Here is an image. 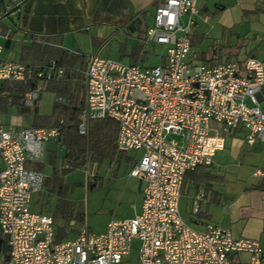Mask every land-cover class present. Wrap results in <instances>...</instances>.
Returning <instances> with one entry per match:
<instances>
[{"label": "built area", "instance_id": "obj_1", "mask_svg": "<svg viewBox=\"0 0 264 264\" xmlns=\"http://www.w3.org/2000/svg\"><path fill=\"white\" fill-rule=\"evenodd\" d=\"M196 1L157 0L146 39L165 45L163 63L143 67L91 54L82 69L79 133L89 120L109 117L117 122L116 149L142 151L130 170L142 182L140 211L133 217L110 219L100 233L84 222L73 238L54 241L52 217L30 209L43 174L25 162L43 160L63 119L22 129L0 119V231L8 246L2 264H120L134 240L140 264H264V247L256 240L234 238L216 225L195 230L178 210L185 172L211 165L232 129H244L248 144L264 143V62L255 56L194 62L189 44ZM1 51L0 43V80H36L24 95L27 104L64 73L53 59L33 66L5 59ZM253 174L264 177V169ZM237 252L248 259L232 262Z\"/></svg>", "mask_w": 264, "mask_h": 264}, {"label": "crops", "instance_id": "obj_2", "mask_svg": "<svg viewBox=\"0 0 264 264\" xmlns=\"http://www.w3.org/2000/svg\"><path fill=\"white\" fill-rule=\"evenodd\" d=\"M124 2L132 13L128 20L123 18L117 8L98 9L91 5L90 0H55L53 5L56 7L52 14L46 13L44 8L38 12L35 3L30 1H25L17 13L5 16L0 11L3 58L33 66H43L53 59L64 67L61 78L48 81L45 88L39 91L40 96L37 95L31 104H27L23 98V106L19 105L16 98L20 92L13 89L16 81L0 80V119L5 125L15 129L44 127L53 126L63 119L59 136L45 144L43 160L25 162L28 168L43 174L42 187L32 195L30 209L49 214L54 233L58 227H62L65 234L68 229H75L76 235L85 222L82 210L73 211V203L66 204V209L62 210L59 203H49V200L64 201L66 187L63 179H67L72 171L80 172L82 177L73 179H85L88 191L119 195L118 199L131 196L133 211L122 218L133 217L140 211L142 182L130 175V170L140 159L141 150L103 151L94 158L87 155L81 162L69 154L74 149L67 144L69 121L62 116L57 117L55 123L53 117L50 120L43 119L51 116L55 100L74 105L76 97L81 96L84 105L82 69L86 57L97 53L84 54L79 49L70 50L73 48L70 47V41L75 34H88L92 28H96L95 35L100 36V27L103 25L113 26V29L119 27L124 34L135 36L136 42L131 45L126 62L119 58L113 59L143 67L163 63L164 53L160 55L162 62L146 63L148 53L144 42L148 39L146 35L144 38L140 34L141 25L147 16L152 24L157 0ZM196 6L189 44V55L194 62L208 65L229 60L242 62L247 56H255L264 62V0H197ZM61 7L65 14L56 13ZM185 19L186 16H183L182 20ZM61 81L69 90L68 94L56 92L53 84ZM259 105L264 109V99L260 100ZM91 122H87V129ZM216 128L221 131L220 125H216ZM245 134L242 128L232 129L225 135L223 148L215 153L211 165H200L185 172L178 210L185 222L195 230L216 225L229 230L234 238L253 239L264 247V177L253 174L255 169H264V143L255 141L248 144ZM103 184H106L104 190ZM32 202L36 204V209L31 208ZM57 216H60V222ZM87 227L94 233L105 229L104 226L102 231H93L89 225ZM7 252L6 237L0 231V264ZM233 255L230 256L232 262L241 263L248 259L246 252Z\"/></svg>", "mask_w": 264, "mask_h": 264}, {"label": "rangeland", "instance_id": "obj_3", "mask_svg": "<svg viewBox=\"0 0 264 264\" xmlns=\"http://www.w3.org/2000/svg\"><path fill=\"white\" fill-rule=\"evenodd\" d=\"M150 26L151 20L150 17L147 16L141 25V37L145 38V32ZM100 28V36L95 35L96 28H92L88 34H75L70 41V47H73L72 49L70 48V50L73 51L79 49V51L84 54L97 53L102 56L119 58L126 62L127 54H129L131 50V45H134L136 42L135 36L124 34L119 27H115L113 29V26L103 25V27ZM144 46L148 53L146 59L147 64H157L158 62L163 61L162 56H160L165 51V47L163 45L153 44L152 41L145 40ZM81 177L80 172L72 171L71 174L67 176V179H63L66 187V191L64 192V201L49 200V203L53 205L55 202L59 203L60 210L66 209V204L73 203L75 208L73 211L82 210L86 225H89L93 231H102L106 221L110 218H122L132 213L133 210L131 209L130 204L134 201L131 199V196H125V199H118L119 195L111 196V193L106 195L103 191H88L85 179H76V181L73 179ZM105 187L106 184H103V190ZM31 208H37L34 202H32ZM57 221H61L60 216L57 218ZM75 232L76 231L73 228L68 229L64 238L68 239L73 237ZM69 235L70 237H68ZM135 243L136 241H133L134 246L130 250L129 254L123 257L120 264H140L138 260L137 246Z\"/></svg>", "mask_w": 264, "mask_h": 264}, {"label": "trees", "instance_id": "obj_4", "mask_svg": "<svg viewBox=\"0 0 264 264\" xmlns=\"http://www.w3.org/2000/svg\"><path fill=\"white\" fill-rule=\"evenodd\" d=\"M35 85L36 80L34 77H29L25 81H16L14 83L13 89L20 92L16 97L19 105L23 106L24 92L33 89ZM53 85L56 87L55 90L57 93H69V90L66 89L65 83L62 81ZM82 108L83 100L81 96L76 97L74 105L61 103L55 100L51 116L44 117L43 119L50 120L51 117H53L56 119L54 120L55 123L58 120L57 117L62 116L69 121L67 127L69 129V138L67 144L74 148L69 154L74 155L75 159L81 162L87 155H89L90 158H94L97 155H101L103 151L113 153L116 149L115 138L118 128L117 122L109 117L92 119L87 132L85 134L79 133L77 130V124L78 116L80 115ZM64 236L65 232L62 227H58L56 233H54V241H60Z\"/></svg>", "mask_w": 264, "mask_h": 264}, {"label": "water", "instance_id": "obj_5", "mask_svg": "<svg viewBox=\"0 0 264 264\" xmlns=\"http://www.w3.org/2000/svg\"><path fill=\"white\" fill-rule=\"evenodd\" d=\"M25 1L34 2L36 6V10L38 12L42 11V8H44L46 10V13L48 14H52L54 12L53 10H55L56 7L55 5H53V1L55 0H0V11L5 16L20 12L21 6ZM90 1H91V5L96 6L98 9L113 10L117 8L125 20L130 19L132 16V13L129 10H127L128 8L124 0H90ZM59 10L60 11L56 12L57 14H65V11L62 10V7ZM122 10L125 11V13L122 12ZM132 22L133 21H131L130 23ZM40 94L41 93L39 92L38 96H40Z\"/></svg>", "mask_w": 264, "mask_h": 264}]
</instances>
